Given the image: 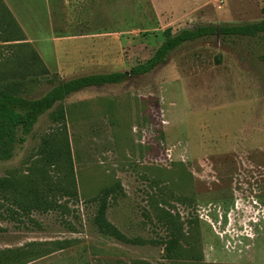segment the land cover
<instances>
[{"label":"rangeland","instance_id":"rangeland-1","mask_svg":"<svg viewBox=\"0 0 264 264\" xmlns=\"http://www.w3.org/2000/svg\"><path fill=\"white\" fill-rule=\"evenodd\" d=\"M36 1L29 0L31 11L48 34L49 15L67 0ZM110 3L114 23L101 0H82L74 12L87 18L94 38L106 35L64 47L70 57L93 51L97 64L67 80L129 73L154 55L168 28L264 19V0ZM5 19L16 41L18 29ZM59 79L55 73L33 84L27 79L22 95L40 99ZM62 105L65 127L52 120L53 110L41 116L23 145L7 158L0 154V179L44 178L66 187L70 176L79 195L57 191L49 211H24L0 199V251H52L26 264H264V36L185 44L149 74L85 89ZM47 138L68 139L73 174L63 161L52 167L43 159ZM118 182L122 190L109 200L107 220L140 245L104 236L95 224L97 197ZM187 200L204 201L188 206ZM173 233L180 236L178 257L169 258L165 243Z\"/></svg>","mask_w":264,"mask_h":264},{"label":"trees","instance_id":"trees-1","mask_svg":"<svg viewBox=\"0 0 264 264\" xmlns=\"http://www.w3.org/2000/svg\"><path fill=\"white\" fill-rule=\"evenodd\" d=\"M163 36V41L154 55L133 67L129 73L94 74L67 81L59 79L58 84L40 99H29L22 95L26 91L23 88L26 86V78L23 79V83L17 81L16 78L13 79V85H8L0 91V154L2 157H9L16 145H23L27 137L32 134L40 117L52 110L50 113L52 120L65 127L66 110L62 103L72 94L92 87L122 84L129 77L149 74L165 63L171 53L185 44L213 37H218L221 41L232 38H261L264 36V19L245 25H199L183 29L178 33H173V30L168 28L163 32ZM36 57L38 58L37 55ZM49 74V70H45V75ZM34 80L36 79L30 76L29 83L33 84ZM41 155L52 167H55L59 163L58 161H63L65 167L69 169L68 173L73 174V162L67 138L44 139ZM68 181L67 186L64 187L62 182L53 185L44 178H1L0 199L12 200L18 209L24 211H49L55 208V203L52 201L55 199L50 196L55 195L57 191L67 196L78 197L75 179L72 178L71 181L69 176ZM118 190H122V185L119 182L101 191L97 197L99 207L95 224L100 234L104 236L127 245H140L141 242L137 239L127 238L107 220L109 200L117 199ZM173 234H175L173 239L165 243L166 254L169 258L175 257L178 251L180 236L176 233ZM58 245L61 244L58 243ZM50 253L52 251L37 254L35 251H26L25 249L0 251V264H26L29 259L43 257Z\"/></svg>","mask_w":264,"mask_h":264},{"label":"crops","instance_id":"crops-1","mask_svg":"<svg viewBox=\"0 0 264 264\" xmlns=\"http://www.w3.org/2000/svg\"><path fill=\"white\" fill-rule=\"evenodd\" d=\"M110 2L111 0H101L103 11L110 14L114 23L115 16L111 13ZM80 4L82 0H67L63 8H58L60 12L49 15V33L44 34L42 33L43 22L41 23L42 20L38 14L31 11L29 0H0V91L8 85H13L15 78L21 83L24 78L29 79L30 76L40 81V78L46 77L45 70L58 74L63 81H67L68 76H78L80 72L97 67L93 51L80 50V53L76 52L73 57H70L72 53L64 48L67 44H83L94 39L105 38L106 34L103 31L96 38L93 33L87 32L89 22L86 17L74 18L73 14ZM121 5L124 10L127 9L125 2ZM2 7H5L7 12H4ZM155 9L157 10L156 7ZM60 13L61 16H58ZM5 15L11 17L18 29L17 38L19 39L16 41L7 35L8 27L3 24V20H7ZM84 25L86 26L84 31L83 29L80 32L77 31ZM135 28L136 26L130 32L137 31ZM30 49L33 52H30ZM31 53L34 54L32 58ZM63 56H67L64 61ZM38 85L40 84L37 82Z\"/></svg>","mask_w":264,"mask_h":264},{"label":"flooded vegetation","instance_id":"flooded-vegetation-1","mask_svg":"<svg viewBox=\"0 0 264 264\" xmlns=\"http://www.w3.org/2000/svg\"><path fill=\"white\" fill-rule=\"evenodd\" d=\"M195 198L198 199V196ZM202 201H204V200H187V205L190 206L191 203L195 204V203L202 202Z\"/></svg>","mask_w":264,"mask_h":264}]
</instances>
